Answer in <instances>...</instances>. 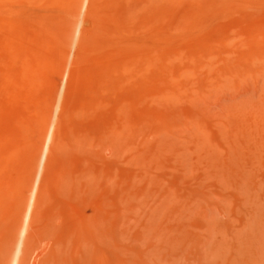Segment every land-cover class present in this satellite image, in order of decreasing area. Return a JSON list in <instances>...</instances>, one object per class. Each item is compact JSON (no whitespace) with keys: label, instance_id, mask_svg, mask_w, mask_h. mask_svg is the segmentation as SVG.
I'll return each mask as SVG.
<instances>
[{"label":"rangeland","instance_id":"rangeland-1","mask_svg":"<svg viewBox=\"0 0 264 264\" xmlns=\"http://www.w3.org/2000/svg\"><path fill=\"white\" fill-rule=\"evenodd\" d=\"M0 264H264V0H0Z\"/></svg>","mask_w":264,"mask_h":264},{"label":"bare ground","instance_id":"bare-ground-1","mask_svg":"<svg viewBox=\"0 0 264 264\" xmlns=\"http://www.w3.org/2000/svg\"><path fill=\"white\" fill-rule=\"evenodd\" d=\"M169 1H174V0H169ZM190 1H192V0H190ZM194 1H197L198 3H200V5L202 4V5H205V3L207 2V0H194ZM187 5V4H186ZM182 6V5H181ZM188 6V5H187ZM184 7V5L182 6V8ZM187 21H188V18H185V20H184V22H186L187 23ZM44 153H45V151H44ZM45 155V154H44ZM44 155H43V157H44Z\"/></svg>","mask_w":264,"mask_h":264}]
</instances>
